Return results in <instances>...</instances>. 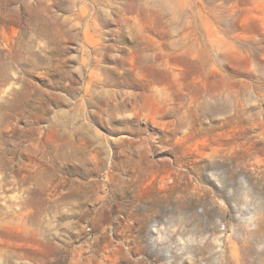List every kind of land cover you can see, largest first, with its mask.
Instances as JSON below:
<instances>
[{"label": "rangeland", "instance_id": "374dc122", "mask_svg": "<svg viewBox=\"0 0 264 264\" xmlns=\"http://www.w3.org/2000/svg\"><path fill=\"white\" fill-rule=\"evenodd\" d=\"M253 234L264 0H0V264H259Z\"/></svg>", "mask_w": 264, "mask_h": 264}, {"label": "bare ground", "instance_id": "6f19581e", "mask_svg": "<svg viewBox=\"0 0 264 264\" xmlns=\"http://www.w3.org/2000/svg\"><path fill=\"white\" fill-rule=\"evenodd\" d=\"M72 188V187H71ZM72 190V189H71ZM68 197V199L69 198H71L72 196L70 195V196H66L65 197V199ZM259 222L261 223L262 222V220L260 221L259 220ZM252 237H253V244H252V246H250L251 247V249H254L255 247H256V245H259V244H261V243H263V239H264V236H262V235H260V236H257V235H252ZM98 246V243H96V244H94V247H97ZM93 247V248H94ZM234 254H235V257H237V254H238V251H237V248L235 247V250H234ZM259 264H264V255H263V258H261L260 259V261L258 262Z\"/></svg>", "mask_w": 264, "mask_h": 264}]
</instances>
